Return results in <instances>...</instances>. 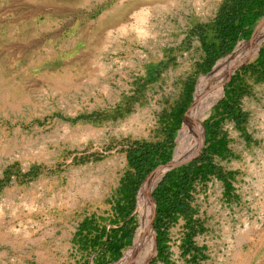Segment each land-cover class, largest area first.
I'll return each mask as SVG.
<instances>
[{"label":"rangeland","instance_id":"374dc122","mask_svg":"<svg viewBox=\"0 0 264 264\" xmlns=\"http://www.w3.org/2000/svg\"><path fill=\"white\" fill-rule=\"evenodd\" d=\"M225 1L0 0V264H264V15L212 61ZM168 131L172 168H214L159 246L149 198L169 169L124 186L130 145Z\"/></svg>","mask_w":264,"mask_h":264},{"label":"trees","instance_id":"16d2710c","mask_svg":"<svg viewBox=\"0 0 264 264\" xmlns=\"http://www.w3.org/2000/svg\"><path fill=\"white\" fill-rule=\"evenodd\" d=\"M262 15H264V0H226L212 23L214 38L217 42L208 44L207 51L211 60L213 61L220 54L231 50L241 35H249V30L245 29V26L253 25ZM256 63L264 66V49L257 57ZM227 112L234 114L233 109ZM171 116L172 126L170 129L172 130L170 131L172 133L178 126L181 114H172ZM208 129V133L212 135V128ZM167 134L168 142L135 141L127 150L128 163L134 170L128 176L129 183L124 186L125 197L128 200H131L135 188L147 174L153 172L159 165L166 164L170 159L169 143L172 144V136L169 131ZM211 139L212 137L209 136V140ZM211 145L212 142L209 143V147ZM216 152L218 151L216 150ZM213 168L214 165L211 163L210 157L207 154L201 155L193 158L187 164L167 170L159 180L151 193V198H149L150 226L154 227L157 233L159 246L165 244L167 224L174 222L179 215L191 217L190 202L193 199L195 184L206 181ZM152 207L155 208L153 219H151ZM132 208L133 203L130 204V209ZM130 237L131 231L123 235V239L129 240ZM116 241L120 242V238H117ZM109 249L114 254L119 253L120 244L110 245Z\"/></svg>","mask_w":264,"mask_h":264},{"label":"bare ground","instance_id":"6f19581e","mask_svg":"<svg viewBox=\"0 0 264 264\" xmlns=\"http://www.w3.org/2000/svg\"><path fill=\"white\" fill-rule=\"evenodd\" d=\"M260 38H257L255 40V44L257 42H259ZM257 45V44H256ZM195 114V113H193ZM153 180H149V182L146 184V186L148 185L149 187L146 188V190L143 192V195L140 198V202H139V210H140V227H139V231L137 234V237L135 239L134 242V247H133V252H132V259H136L140 262H142L141 260L144 259V252L146 251V246L149 245V240H148V236H147V222H146V218H145V196L148 192L151 191V185L150 183ZM154 186V185H153ZM153 188V187H152ZM150 190V191H149ZM148 194H147V198H148Z\"/></svg>","mask_w":264,"mask_h":264},{"label":"water","instance_id":"95a60500","mask_svg":"<svg viewBox=\"0 0 264 264\" xmlns=\"http://www.w3.org/2000/svg\"><path fill=\"white\" fill-rule=\"evenodd\" d=\"M174 165H175L174 161L171 160V161H169L168 163L162 165V168L170 169V168H172Z\"/></svg>","mask_w":264,"mask_h":264},{"label":"crops","instance_id":"0c3cea01","mask_svg":"<svg viewBox=\"0 0 264 264\" xmlns=\"http://www.w3.org/2000/svg\"><path fill=\"white\" fill-rule=\"evenodd\" d=\"M219 97V96H218Z\"/></svg>","mask_w":264,"mask_h":264}]
</instances>
